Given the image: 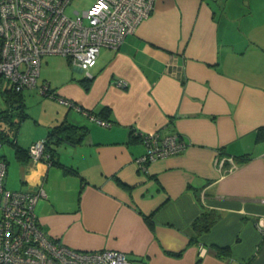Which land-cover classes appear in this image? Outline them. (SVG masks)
I'll return each instance as SVG.
<instances>
[{
    "label": "crops",
    "instance_id": "obj_1",
    "mask_svg": "<svg viewBox=\"0 0 264 264\" xmlns=\"http://www.w3.org/2000/svg\"><path fill=\"white\" fill-rule=\"evenodd\" d=\"M60 57L44 55L23 90L37 106L25 103L16 141L27 149L63 122L85 135L57 144L52 163L12 146L20 185L8 189L43 188V230L76 250H120L131 264H264L255 225L264 217V0H156L118 48L100 49L91 77ZM57 60L69 65L62 74L47 71ZM45 83L54 96L39 92ZM154 132L186 146L143 166L142 134ZM208 210L217 221L191 240Z\"/></svg>",
    "mask_w": 264,
    "mask_h": 264
},
{
    "label": "built area",
    "instance_id": "obj_2",
    "mask_svg": "<svg viewBox=\"0 0 264 264\" xmlns=\"http://www.w3.org/2000/svg\"><path fill=\"white\" fill-rule=\"evenodd\" d=\"M72 0H0V75L15 91L35 86L41 58L66 57L87 77L102 47L118 48L137 25L155 8L156 0H93L86 9L65 10ZM126 86L125 81L117 82ZM43 94H53L45 83ZM59 101L70 106L74 102ZM78 108V107H77ZM79 109V108H78ZM145 150L137 159L146 165L176 155L186 143L177 135L160 137L142 134ZM1 148V143H0ZM32 160L49 159L45 139L29 145ZM7 165L0 158V264H131L125 253L115 249L76 250L51 238L35 212L42 187L37 192L10 190L5 186ZM264 235V217L255 222Z\"/></svg>",
    "mask_w": 264,
    "mask_h": 264
},
{
    "label": "trees",
    "instance_id": "obj_3",
    "mask_svg": "<svg viewBox=\"0 0 264 264\" xmlns=\"http://www.w3.org/2000/svg\"><path fill=\"white\" fill-rule=\"evenodd\" d=\"M22 92L23 91H15L8 81L0 75V95L3 100V103L0 104V143L1 146L4 143L12 145L19 158L27 159L30 158L28 153L29 146L25 149L19 146L16 141L18 126L28 115L26 113ZM104 111H106V109ZM85 132L86 127L84 126H76L64 122L53 126L44 138L45 149L49 154V163L54 161L53 155L57 144L63 141L79 143L85 135ZM0 158L3 159L7 165L5 157L0 155ZM144 217L149 224L153 223L151 215ZM218 217V213L214 211H204L192 222L194 234L190 239L196 240L203 232H207L217 221Z\"/></svg>",
    "mask_w": 264,
    "mask_h": 264
},
{
    "label": "rangeland",
    "instance_id": "obj_4",
    "mask_svg": "<svg viewBox=\"0 0 264 264\" xmlns=\"http://www.w3.org/2000/svg\"><path fill=\"white\" fill-rule=\"evenodd\" d=\"M92 1L93 0H72L70 2V4L68 5V7L66 8L65 12L69 16H72V15H74V10L82 11V10L86 9L88 7V5ZM60 58L63 59L64 57L62 56ZM67 66H69V65H66L63 62V60H57L53 65H50L49 67H47V71L49 70L53 74L54 73L58 74V73H61V72H56L57 70L64 71ZM70 68L73 69V66H70ZM27 90H28V88H27ZM27 90L24 92V95H25V103L27 105V110H29V111H35V108L37 106V104H36L37 103L36 102L37 99L35 101L34 98H36L38 95H35L33 93H30ZM2 103H3V100H2V97L0 95V104H2ZM0 154H4L7 157V159H9V162H8V169L9 170H8V179H7V183H6L7 186L6 187L7 188H18L19 185H20L19 176H17V174L15 172H12V171H14V166H15L12 145L7 144V143H4L1 146V148H0Z\"/></svg>",
    "mask_w": 264,
    "mask_h": 264
}]
</instances>
